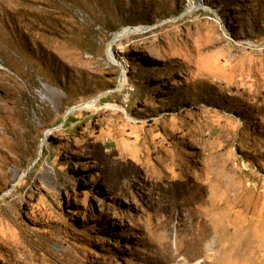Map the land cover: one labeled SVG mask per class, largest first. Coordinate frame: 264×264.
I'll use <instances>...</instances> for the list:
<instances>
[{
  "label": "rangeland",
  "instance_id": "rangeland-1",
  "mask_svg": "<svg viewBox=\"0 0 264 264\" xmlns=\"http://www.w3.org/2000/svg\"><path fill=\"white\" fill-rule=\"evenodd\" d=\"M188 4L0 0V264H264V0Z\"/></svg>",
  "mask_w": 264,
  "mask_h": 264
},
{
  "label": "bare ground",
  "instance_id": "bare-ground-1",
  "mask_svg": "<svg viewBox=\"0 0 264 264\" xmlns=\"http://www.w3.org/2000/svg\"><path fill=\"white\" fill-rule=\"evenodd\" d=\"M188 6V8L189 9H191L192 11L193 10H197V9H199V7H200V0H189V4L187 5ZM191 11V12H192ZM137 29H140V28H137ZM128 30V29H127ZM111 54V53H110ZM112 58V57H111ZM126 79L124 78L123 79V81H121V83H122V87H124L125 86V83H126V81H125ZM81 110H98L99 109V106H98V100H94V101H91V102H89V103H87V104H84V105H82V107L80 108ZM79 109V110H80ZM242 247V246H241ZM242 249V248H241ZM238 250H240V249H238ZM241 251V250H240ZM243 251V250H242ZM238 256H237V258H241V260H242V257H244L241 253L240 254H237ZM179 256V249L177 250V252L174 254V258L175 257H178ZM182 263L183 264H190L191 263V260H189V258L188 257H184V259L182 260Z\"/></svg>",
  "mask_w": 264,
  "mask_h": 264
},
{
  "label": "water",
  "instance_id": "water-1",
  "mask_svg": "<svg viewBox=\"0 0 264 264\" xmlns=\"http://www.w3.org/2000/svg\"><path fill=\"white\" fill-rule=\"evenodd\" d=\"M127 29H128V30H125V29H124L121 33L117 34V35L115 36V38L113 39V41H112L113 43H112V44L118 42L119 40L123 39L124 37H126V36H128V35H130V34H134V33H137V34L144 33V32L149 31L151 28H140V29H137V28H135V27H129V28H127ZM121 87H122V84L120 83V84H119V88H121ZM81 107H82V105L72 108V109L68 112V114H67V118H68L69 116H71L75 111L79 110Z\"/></svg>",
  "mask_w": 264,
  "mask_h": 264
},
{
  "label": "built area",
  "instance_id": "built-area-1",
  "mask_svg": "<svg viewBox=\"0 0 264 264\" xmlns=\"http://www.w3.org/2000/svg\"><path fill=\"white\" fill-rule=\"evenodd\" d=\"M125 88V93L123 94V107L124 109L126 108V102H125V94L128 92L129 88H128V84L126 86H124ZM125 111V110H123Z\"/></svg>",
  "mask_w": 264,
  "mask_h": 264
},
{
  "label": "trees",
  "instance_id": "trees-1",
  "mask_svg": "<svg viewBox=\"0 0 264 264\" xmlns=\"http://www.w3.org/2000/svg\"><path fill=\"white\" fill-rule=\"evenodd\" d=\"M69 120V119H68Z\"/></svg>",
  "mask_w": 264,
  "mask_h": 264
}]
</instances>
